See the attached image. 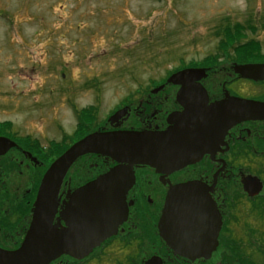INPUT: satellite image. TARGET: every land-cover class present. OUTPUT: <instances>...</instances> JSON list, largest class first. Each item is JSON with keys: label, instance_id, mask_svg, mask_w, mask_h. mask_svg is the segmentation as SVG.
Wrapping results in <instances>:
<instances>
[{"label": "flooded vegetation", "instance_id": "obj_1", "mask_svg": "<svg viewBox=\"0 0 264 264\" xmlns=\"http://www.w3.org/2000/svg\"><path fill=\"white\" fill-rule=\"evenodd\" d=\"M245 66L260 67L256 78L238 74ZM186 70L194 72L169 83ZM142 83L103 119L95 106L73 110V126L49 140L0 122V264H264V44L213 43ZM94 133L142 134L147 161L83 155L38 205L50 166ZM113 171L130 180L125 193L108 188L99 202L81 194ZM184 186L185 209L166 229V199Z\"/></svg>", "mask_w": 264, "mask_h": 264}, {"label": "rangeland", "instance_id": "obj_2", "mask_svg": "<svg viewBox=\"0 0 264 264\" xmlns=\"http://www.w3.org/2000/svg\"><path fill=\"white\" fill-rule=\"evenodd\" d=\"M236 24L264 44V0H0V122L43 141L73 110L103 119Z\"/></svg>", "mask_w": 264, "mask_h": 264}, {"label": "water", "instance_id": "obj_3", "mask_svg": "<svg viewBox=\"0 0 264 264\" xmlns=\"http://www.w3.org/2000/svg\"><path fill=\"white\" fill-rule=\"evenodd\" d=\"M260 67L245 66L239 67L237 72L244 78H256V73ZM194 70H186L173 74L170 77L169 83L175 84L178 78L191 76ZM255 105L246 104L245 113L250 117L259 116L260 113L256 111ZM123 112L116 113L111 119L116 118ZM264 115V113H262ZM249 119V118H248ZM8 147L13 146L8 140H5ZM145 138L142 134L137 133H94L86 136L76 144H74L66 153L58 158L45 173L38 192L37 204H46L50 202L55 190L59 187L62 177L69 169L72 163L79 157L88 153L99 154L111 158L119 162H128L129 164H140L147 161V149ZM130 182V180H129ZM127 181H123L119 176V171H113L109 175L83 187L81 194L87 198H94L99 202V197L110 195L107 191L111 187H120L123 190L118 191L119 195L125 193L124 189L130 187ZM132 183V179H131ZM189 186L174 189L166 199L165 208L162 215V227L170 229L177 225V214L180 210V205L183 203L178 199L180 193H185L181 189L188 188ZM100 188H105L101 190ZM117 193V194H118ZM102 202H104L102 200ZM185 208L181 205V211ZM168 244L172 245L173 236H165Z\"/></svg>", "mask_w": 264, "mask_h": 264}, {"label": "trees", "instance_id": "obj_4", "mask_svg": "<svg viewBox=\"0 0 264 264\" xmlns=\"http://www.w3.org/2000/svg\"><path fill=\"white\" fill-rule=\"evenodd\" d=\"M249 27V30L251 31L252 34L255 33L253 29H251V26L247 24ZM221 32V33H220ZM220 32H218L217 35L221 36V42H249V43H257L256 40L249 39L248 37H245V34H242L243 32V26L240 24H236L233 28L226 26L225 28L221 29ZM245 39V40H244ZM244 40V41H243ZM85 119L88 121V118L91 115V111H88L87 109L85 110ZM7 126H9V123H6Z\"/></svg>", "mask_w": 264, "mask_h": 264}]
</instances>
